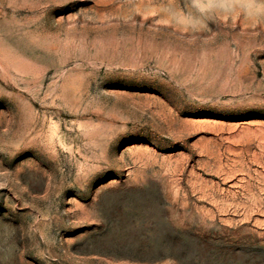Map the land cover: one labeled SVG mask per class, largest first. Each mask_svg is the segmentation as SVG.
<instances>
[{
  "label": "rangeland",
  "instance_id": "374dc122",
  "mask_svg": "<svg viewBox=\"0 0 264 264\" xmlns=\"http://www.w3.org/2000/svg\"><path fill=\"white\" fill-rule=\"evenodd\" d=\"M0 264H264V0H0Z\"/></svg>",
  "mask_w": 264,
  "mask_h": 264
}]
</instances>
